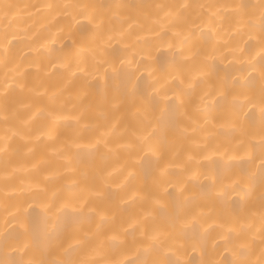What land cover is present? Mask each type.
<instances>
[{"label":"snow or ice","instance_id":"snow-or-ice-1","mask_svg":"<svg viewBox=\"0 0 264 264\" xmlns=\"http://www.w3.org/2000/svg\"><path fill=\"white\" fill-rule=\"evenodd\" d=\"M18 7L0 4L5 65ZM41 7L54 13L53 20L68 21L57 29L65 43L50 66L64 73L65 87L78 79L82 95L74 111L37 107L21 119L9 93L24 91L25 67L39 65H18L20 80L0 82V121H19L0 138V154L15 151L13 139L23 143L25 154L32 153L33 142L43 137L58 144L53 151L62 164L53 175L64 178L56 188L40 182L17 188L11 180L20 169H6L0 176L4 200L17 196L12 210L5 204L0 264H264V0L207 6L66 0ZM143 7L156 14L145 16L147 32L130 43L128 29L133 24L144 28L132 10ZM205 8L216 9L209 14L216 22L210 32L229 21L230 35L244 46L224 41L221 51L219 40L207 47L194 44L197 10ZM113 21L127 22V28ZM78 33L87 36V45ZM169 33L175 42L164 39ZM148 35L160 41L157 55L134 46ZM110 43L122 44L131 56L118 65L105 61L103 46ZM165 45L169 70L159 78L153 75V61ZM40 48L53 51L45 44ZM228 56L230 65L241 64L236 71L243 75L216 73V61ZM141 68L151 78L143 89L134 82ZM92 89L105 108L99 119L87 120L84 114L92 105L84 101ZM125 114L130 123L123 122ZM38 118L47 123L33 137L31 124ZM69 120L73 134L59 136L60 122ZM122 212L129 214L117 224ZM189 247L199 250L198 261L187 258Z\"/></svg>","mask_w":264,"mask_h":264},{"label":"bare ground","instance_id":"bare-ground-1","mask_svg":"<svg viewBox=\"0 0 264 264\" xmlns=\"http://www.w3.org/2000/svg\"><path fill=\"white\" fill-rule=\"evenodd\" d=\"M66 0H0V4L10 3L18 5L19 7L15 10L14 31L15 39L11 40L10 47V58L5 65L2 56H0V82L6 77L11 80L13 78L20 80V77H16L17 66H26L29 63L38 64L39 67H25V75L23 82L26 87L24 91L18 89H12L9 93V103L11 106L18 109V114L21 119H27V117L36 110L37 107H43L46 109L56 108L63 106L64 111H70L72 105L80 107V101L78 97L82 95L81 89L78 87L77 81L67 84L65 87V75L61 70L51 69L50 61L54 62L56 57L61 54V45L65 43L62 37V33H58L57 29L65 27L67 19L64 17H57L56 20L52 19V15L49 10L41 7L46 3L62 4ZM70 2H77V0H70ZM80 2H91L96 4H114V3H129L140 6H148L156 3L176 4L179 2H187L189 4H204V5H218L226 3H240L241 0H80ZM249 4H257L258 0H244ZM27 6V7H25ZM201 13L198 23L200 27L196 30V35L193 37V43L199 44L201 47H207L210 44H214L219 40V47L223 51V42L227 41L229 46H236L237 43L243 47V42L239 41L238 37L230 35L232 30V23L225 21L222 28H216L215 32H210V29L216 27L214 19L210 18V12L216 11L213 9H198ZM223 11V10H221ZM134 17H137L144 28L141 29L137 25L133 24L131 29H128L129 35L127 37L128 42H134L137 34L145 35L149 26L145 20V16L151 17L156 14V10L150 7H143L139 11L132 10L131 13ZM117 28H127V22L121 24L117 21H113ZM78 40L82 39V42L87 45V36L83 33L77 34ZM52 39L56 40V43L52 44ZM166 40H172L175 42V38L169 33L164 37ZM41 44H45L47 49H53L49 52L45 48H40ZM160 45L155 37L150 35L146 36L143 43H136L134 46L139 50L141 47L149 48L152 50L153 55H157L155 49ZM103 59L113 65H118L121 59L131 56V51L124 48L122 44L110 43L104 46ZM62 51L66 52L65 47ZM166 45L161 49L158 59L153 61L154 69L153 75L159 78L166 76L168 69L169 56L166 54ZM227 55V53H225ZM137 61H140L139 56L135 57ZM232 60L231 56L228 59H218L215 64V71L220 76L225 75L226 72H232L233 74L243 75L238 73L236 70L241 67L238 62H233L232 65L229 61ZM91 64V61H89ZM101 71L103 69L101 68ZM143 73V75H142ZM134 82L141 89L145 87L146 80L150 82L151 78L147 77V73L141 68L136 73ZM211 83V81H209ZM208 85H204L206 88ZM28 88H34L37 91L44 90L45 94L42 96H35L28 92ZM63 89V90H61ZM259 82L257 81L255 88L252 91H258ZM53 92L57 95L53 100L49 97ZM85 103H91L92 107L85 112L84 118L87 120L99 119V113L104 110L105 105L101 102L100 94L94 89L89 90V95L84 101ZM30 104L31 107L21 108L20 105ZM74 111V110H73ZM259 113H257L258 117ZM123 122L130 123L131 117L129 114H125ZM47 123L46 119H36L32 122V136L35 137L39 134L42 126ZM19 126V121H10L8 125H5L3 121H0V138H3L5 134L10 135L9 129ZM73 122L62 121L57 127L56 131L59 136H71L73 134ZM123 138H121L122 140ZM11 146L15 151H10L7 156L0 154V176L3 172L11 170L12 168H18L11 183L17 188L27 186L29 183L40 182L46 184L49 188H56L63 183V177H56L53 175L58 170H61L62 161H60L55 155L53 149L58 146L56 142L49 141L43 137L40 140L33 142V152L25 154L23 143L18 139L11 141ZM86 157L82 160V166L86 164ZM35 165L33 168L32 166ZM24 169H27L25 171ZM48 176L49 179L45 180L44 177ZM4 181L0 179V189H3ZM17 196L15 194L9 195L7 200H4L2 192H0V232H3L6 225L4 224V218L6 216L5 204L9 210H12V205L16 202ZM31 211V209L29 210ZM131 211H135L132 209ZM128 212H122L118 214L117 224L120 223L121 219H126ZM187 258H191L194 261L200 259L199 250L193 251L191 247L188 248ZM2 258V257H0Z\"/></svg>","mask_w":264,"mask_h":264}]
</instances>
